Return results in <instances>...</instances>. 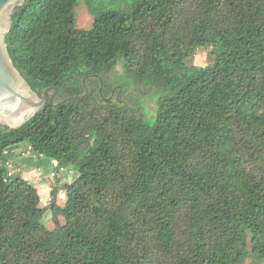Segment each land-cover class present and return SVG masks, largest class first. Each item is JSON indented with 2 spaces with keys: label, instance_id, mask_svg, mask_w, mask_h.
I'll return each mask as SVG.
<instances>
[{
  "label": "trees",
  "instance_id": "trees-1",
  "mask_svg": "<svg viewBox=\"0 0 264 264\" xmlns=\"http://www.w3.org/2000/svg\"><path fill=\"white\" fill-rule=\"evenodd\" d=\"M10 20L11 63L47 98L0 124V264H264V0H24ZM118 63L152 113L110 97ZM21 143L55 165L46 206L9 177Z\"/></svg>",
  "mask_w": 264,
  "mask_h": 264
},
{
  "label": "rangeland",
  "instance_id": "rangeland-1",
  "mask_svg": "<svg viewBox=\"0 0 264 264\" xmlns=\"http://www.w3.org/2000/svg\"><path fill=\"white\" fill-rule=\"evenodd\" d=\"M13 8L14 6L10 10L8 21H10V15L13 11ZM92 22H93V16L89 13L86 4L82 1L77 7L76 26L78 28H89ZM5 31L3 33L4 37H5ZM211 59L212 57L210 55V48L206 47V48H199L194 54V56L191 58L190 62L202 66L209 64L211 62ZM122 73H123L122 66L120 63H118L115 69L107 74L106 79L111 85L110 97L115 98L116 101L122 102L123 104L133 107H138L140 113L146 116H147V112L148 114L152 113L155 107L152 94L146 92L145 89H142L139 86L135 85L134 82H132L131 80L127 81L128 84L123 83L125 79L123 78ZM112 86H113V90H112ZM22 144L27 145V143H22ZM29 157L30 156H28V158H25L23 160L16 158L17 160L15 159V162L17 164H21L22 162V164L19 166H16V163L14 164L13 160L9 162L10 163L9 177L13 178L15 176H21L23 178H26V180H28L32 184H34L40 193L41 205L46 206L50 202V197H51L50 190L56 184L54 177V168H51L50 170H48L47 168L45 169L43 168V166H47L44 164L43 159L46 161H50L47 158H37L34 156L33 158H29ZM39 165H41L40 169H39L40 167ZM21 166H23V168ZM41 169H44V171H42ZM74 175L75 174H73L69 169H64L58 174L60 188H59L57 200L59 203L63 201L65 194V191L62 189L63 188L62 185L68 183L74 177ZM44 218L45 221L47 222V225L50 228H52L53 223L51 221V214L47 212Z\"/></svg>",
  "mask_w": 264,
  "mask_h": 264
},
{
  "label": "water",
  "instance_id": "water-1",
  "mask_svg": "<svg viewBox=\"0 0 264 264\" xmlns=\"http://www.w3.org/2000/svg\"><path fill=\"white\" fill-rule=\"evenodd\" d=\"M24 0H0V124L9 128L22 125L46 102V95L39 96L12 65L7 54L5 37L11 26L8 21L13 6Z\"/></svg>",
  "mask_w": 264,
  "mask_h": 264
},
{
  "label": "crops",
  "instance_id": "crops-1",
  "mask_svg": "<svg viewBox=\"0 0 264 264\" xmlns=\"http://www.w3.org/2000/svg\"><path fill=\"white\" fill-rule=\"evenodd\" d=\"M28 156H30L29 158H33V156L31 155V153L29 151L28 145H24L22 143H21V145L18 144V145H15V146L10 147L8 149V151H7V157H8L9 162H11L13 160L14 164L16 163L15 162V159L16 158L23 160L25 158H28ZM24 162H27V161H24ZM43 162H44L45 165H47V166H43L44 169L47 168L48 170H50L51 168H54V166H55L54 163L51 162V161H46V160L43 159ZM36 163H38V162H36ZM21 164H22V162H21ZM21 164H17L16 163V166H19ZM9 166H10V163H9ZM39 166L38 167L40 169L41 168V165H39ZM21 167L23 168V166H21ZM44 169H41V170L44 171Z\"/></svg>",
  "mask_w": 264,
  "mask_h": 264
}]
</instances>
